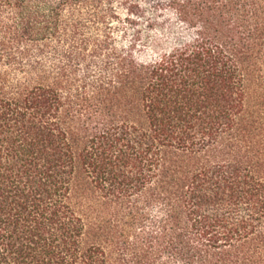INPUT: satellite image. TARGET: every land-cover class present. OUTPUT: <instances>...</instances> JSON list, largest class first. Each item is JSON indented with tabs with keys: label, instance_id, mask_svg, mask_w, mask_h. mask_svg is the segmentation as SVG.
Listing matches in <instances>:
<instances>
[{
	"label": "trees",
	"instance_id": "trees-1",
	"mask_svg": "<svg viewBox=\"0 0 264 264\" xmlns=\"http://www.w3.org/2000/svg\"><path fill=\"white\" fill-rule=\"evenodd\" d=\"M0 264H264V0H0Z\"/></svg>",
	"mask_w": 264,
	"mask_h": 264
}]
</instances>
